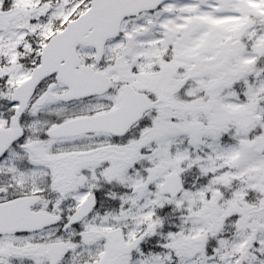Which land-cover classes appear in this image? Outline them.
Here are the masks:
<instances>
[{
  "label": "snow or ice",
  "instance_id": "obj_1",
  "mask_svg": "<svg viewBox=\"0 0 264 264\" xmlns=\"http://www.w3.org/2000/svg\"><path fill=\"white\" fill-rule=\"evenodd\" d=\"M0 264H264V0H0Z\"/></svg>",
  "mask_w": 264,
  "mask_h": 264
}]
</instances>
